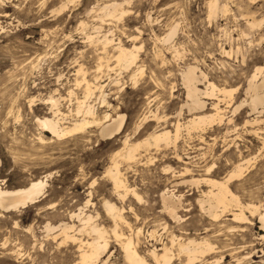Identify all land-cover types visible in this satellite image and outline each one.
Segmentation results:
<instances>
[{
  "label": "rangeland",
  "instance_id": "rangeland-1",
  "mask_svg": "<svg viewBox=\"0 0 264 264\" xmlns=\"http://www.w3.org/2000/svg\"><path fill=\"white\" fill-rule=\"evenodd\" d=\"M65 1L0 0V186L22 187L52 173L39 202L17 211L0 208V264H79V243H60L62 237H54L58 231L48 233L44 226L66 221L82 227L71 217L80 208L108 231L109 248L103 257L110 255L108 264H130L121 245L126 236L138 242L149 264H157L150 251L170 246L174 233L185 241L206 237L215 246L193 264H264V229L256 214L246 211L243 222L220 209L213 219L197 203L207 185L181 183L194 176L202 180L210 172L223 178L233 164L250 157L241 178L230 186L243 203H264V109L259 114L245 103L233 111L247 99L251 72L264 66V0H217L220 7L214 14L212 0H74L59 12ZM115 1L127 10L123 17L118 15L121 9L112 16L103 8ZM262 18L261 25L250 24ZM174 25L176 35L164 43ZM103 34L114 39L107 47L100 42ZM119 41L138 47L137 63L129 69L115 59ZM138 65L140 72L135 71ZM188 65L197 66L218 86L234 88L231 98L220 103L223 121L191 132L184 127L191 113L186 106L181 111L187 100L182 74ZM84 78L103 85L88 98L101 121L106 113L126 115L123 132L103 139L95 124L57 138L37 124L38 117L51 114L46 103L50 93L60 96L67 124L77 118L78 100L85 99ZM30 98L35 101L30 103ZM204 99L207 111L212 110L217 99ZM177 120L182 127L176 146L141 148L136 160L116 155L124 150L126 137L132 143L156 130L174 134ZM114 157L138 195H118L108 174ZM186 166L190 171L183 173ZM167 188L183 195L179 222L163 211L161 192ZM105 200L123 208L128 223L119 224L122 239L112 231ZM78 236L93 235L84 231ZM175 251L173 263L185 264V255Z\"/></svg>",
  "mask_w": 264,
  "mask_h": 264
},
{
  "label": "bare ground",
  "instance_id": "bare-ground-1",
  "mask_svg": "<svg viewBox=\"0 0 264 264\" xmlns=\"http://www.w3.org/2000/svg\"><path fill=\"white\" fill-rule=\"evenodd\" d=\"M72 1L74 0H67L62 4L60 3L61 6L59 4L60 6L59 12L60 10L65 9L69 4V2ZM209 7H210V13L214 14L217 8L220 6L217 0H212L209 4ZM103 8H105L106 10L108 9L109 14L112 16H116L117 12L120 9L121 11L118 14L119 17H123V15L127 12V10L122 8L121 3L116 1L106 4ZM262 21L263 18L260 21L258 20L256 21L254 19L253 21L250 22V24L252 26L261 25L263 23ZM177 25L170 27L169 32L165 34L167 36L163 37L162 39L164 40L163 41L164 43L171 41L173 36L176 35V32L178 31ZM1 30H2V26L0 25V31ZM106 34L105 35L103 34L104 37L102 40H100V42L103 44L104 47H107V45L111 44L112 41L114 40L112 38L111 39L108 38ZM91 38L92 37H90V39ZM115 48L117 49V54L115 56V59L117 60L118 65H121V67L125 69H129L130 67L136 65L137 57H138L137 54L138 47L134 45L133 48H129L127 46L122 45L121 42L119 41ZM82 70L83 68L81 67L79 71ZM135 71L138 72L142 71L141 66L138 65ZM136 74L137 72H134L131 77L132 79H134L135 83L137 81ZM182 75H183L182 76L183 84L185 85V89L187 92V100L181 106V111H182V107L186 106L188 108L187 110L191 113V117L185 122L186 124L184 126L186 127L187 131L191 132V130L196 128H204V126L207 124H213L215 122L223 121L225 114L223 113L224 110L221 107L220 103L221 101L225 100L227 97L231 98L232 94H234L233 93L234 88H228L226 86L225 87L218 86L214 82L208 80V77H206V75L202 71H199L197 66L195 65H188L187 67H185V71ZM84 79L82 80H84L86 84V86L84 85V87H86L84 91L85 99L78 100V105L75 109L76 110L75 114L77 115V118L73 119V121L71 120L72 122H69L67 124L64 121L66 114L62 112L60 109L62 108L60 107V96L56 97V95L50 93L48 98H46V103L50 104L49 112L51 114L49 116L45 115L43 117H38L36 120L37 124L42 129H44V131H49L51 135L57 138H64V135L66 137L67 135L74 133L78 134V132L95 124L99 126V136L103 139L112 138L118 133L123 132L126 125V115L124 113H118L115 116H112L111 114L106 113L103 116L104 120L101 121V119L98 118L95 112L96 110L94 108V105H91L88 102V98L93 94L96 88L97 89L99 88L101 90L103 85L102 84L92 85L89 80H87L86 78ZM202 83H207L205 84V87L203 89L202 87H200ZM246 86L247 87L245 92L247 93V99H245L244 101H240L241 103H239L238 106H235L233 111L238 110L241 106H243V104L247 103L253 112L257 111L259 114H261V112L264 109V66L256 67L255 70L251 72ZM220 96H222L223 98H220ZM206 97H215L217 99V101H215L211 106L212 110L207 111L208 105L206 100L204 99ZM29 101L30 103H33L35 99L30 98ZM105 101L106 98L103 97L102 100L103 104ZM260 108L263 109L259 110ZM181 111L178 113V115L181 114ZM258 116L254 118L255 122L259 121ZM246 122L248 123L250 122V120H247ZM174 126H175L174 134H171L172 132L169 129H162L159 131L156 130L153 131L152 133H149V135L144 139L132 143H129L130 140L128 139V137L125 136L126 138L124 140V150L119 151L116 155L121 156L128 160H136V158L138 157L137 155L139 154L141 148L144 149L153 145L156 147V146H160L162 143H164L165 146L172 145L174 147L177 145L182 123H180V121L177 120L174 123ZM139 128L140 125L137 126L136 131H138ZM39 139L41 141L45 140L43 135H40ZM179 156L180 155H178V157ZM250 161H251L250 157L242 158L240 162L233 164L234 167L232 166L233 167L232 170L228 171V173L223 178L214 177L210 175L211 173L210 172L208 173V176H204L202 180L200 178H194L195 177L194 176L191 177V179H184L182 182L181 181L180 182L183 184L189 183L193 185L194 184L198 185L199 183L204 182L207 185V189L202 190L201 196L197 199L198 201L197 203L200 204L202 211L203 210L206 211L207 214L213 219H217L220 216L219 210L221 209V211L224 213L226 211L229 212V214L232 215L233 220L244 222L247 221L248 218L245 212L249 211L250 213L256 214L258 216L259 222L261 223V228L264 229V203H261L262 201H260L261 204L248 203V202L243 203L242 200H240L238 194H236L230 186V183L233 180L241 178L244 171L248 167ZM212 167L214 166L213 165L210 166L207 170L210 171ZM183 170H184L183 173H186L190 171V168L186 166L185 169ZM108 174L111 176V179L114 184V188L118 192L119 196L122 197L126 195V193L128 192H133L135 195H138L135 189L129 186L127 184L126 179L122 176L121 170L119 168L118 160L115 157L113 158V166L109 168ZM51 176L52 173L48 172L42 177H38L36 179L31 180L25 186L12 188V189L4 188L0 186V208L3 209L4 211H17L22 208H26L31 204L39 202L46 195L47 187L49 186V177ZM172 191L173 190L167 188L161 192L163 211L167 212V214L172 219L179 222L181 220V215H179L178 212H179V208L182 205L183 195L182 194L177 195ZM104 206L106 208L107 214H109L112 221L114 222V227L112 229L114 235L116 236V238L122 239L124 233L123 231L121 232L119 230V224L123 222L128 223L125 216L123 215V208L117 206L114 202L110 200H105ZM86 213H84L83 209L81 208L79 209L78 212H73V213L71 212V217L72 218L77 217V219L81 221L82 227H78L74 223L62 221L61 223H59V225H55V226L51 225L49 222L46 224V226H44V228L47 229L48 233L52 231H58V233L55 234L54 237L55 239L57 237L60 238L62 237L61 238L62 240L59 241L60 243H65L69 241L75 244L79 243L77 245L78 250L80 251L79 261H78L79 264H108L110 255L107 258L103 259V257L107 255V253L105 255V252H107L106 251L107 247L109 248L108 246L109 241L106 238V232L108 231L104 227L98 225L97 223L92 222L93 216L91 215V213L90 214H86ZM46 229L44 230L46 231ZM84 231H87L90 235L93 236L88 239L79 237L78 234H81ZM140 231L141 228L138 229L137 234H139ZM261 237L263 239L264 233L261 235ZM171 238L172 239H170L171 240L170 246L164 244L163 247L159 249L160 251L159 250L157 251L155 248L150 251L151 257L157 264H174L173 257L175 255L174 254L175 249L178 250L177 251L178 253H183L185 255L184 257H186L187 259V262L185 264H193L198 259L199 256H202L206 252L213 250L215 247L211 242H209L206 239V237L200 241H197L196 240L197 238L196 239L187 238L188 240L185 241L182 240L183 237H179L178 235L176 236V234L174 233L172 234ZM137 243L138 242L134 241L133 238L130 236H126L125 238H123L121 245L123 248L122 250H124L125 260H127L130 264H149L147 258L139 252L137 248ZM75 248L77 249V247ZM250 254H252V252ZM216 257L214 256V258ZM218 258H221V256ZM215 261L218 262L219 260L215 259ZM238 264L240 263L238 262Z\"/></svg>",
  "mask_w": 264,
  "mask_h": 264
}]
</instances>
